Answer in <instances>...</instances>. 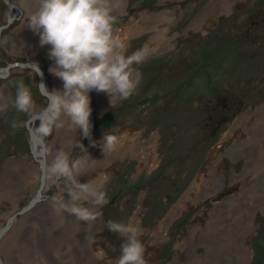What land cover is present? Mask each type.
I'll use <instances>...</instances> for the list:
<instances>
[{"label":"rangeland","instance_id":"1","mask_svg":"<svg viewBox=\"0 0 264 264\" xmlns=\"http://www.w3.org/2000/svg\"><path fill=\"white\" fill-rule=\"evenodd\" d=\"M9 1L19 9L11 7L15 15L0 29V66L15 61L37 62L44 66V85L49 90H62V81L49 72L54 62L48 59L47 46L41 47L39 36L23 28L33 0H25L23 10L19 6L20 0ZM250 1L125 0L117 27L128 44V54L145 44L154 52L144 64L137 66L141 83L130 98L118 99L111 106L106 93H89L92 140L96 144L83 138L80 130L76 131L75 138L82 141L92 158L100 162L105 157L109 163L105 174L108 177L105 187L109 203L101 209L102 215L91 229V239L95 243L84 244L82 248L75 245L78 251L74 248L73 252L68 245L70 241H63V238H60L61 242L67 243L61 244L63 253L56 247H46V227L57 224L61 217L66 216L57 215L52 208L51 197L55 189L49 191L44 183L41 191L46 197L33 208L19 212L36 194L35 188L40 182V162L31 151L28 140L29 128L25 120L30 115L11 108L0 114V226L10 214H14L10 227L0 237V259L4 264L15 261V264H106L105 261H94L92 253L97 248H103L108 258L114 260L119 256L123 243L122 238L108 230L107 222H128L129 219L138 222L142 229L140 238L147 247L145 258L148 264H205L212 257H219L214 249H222L223 245L230 253L223 260L227 262L225 264H264V195L251 210L245 208L249 226L243 232L236 223L234 225L232 216L224 217L221 206V202L225 203L233 197V185L239 182L230 184L232 174L245 167L246 158L241 145L249 147L255 143L241 138L247 135L241 132L242 128L253 126L260 131L254 153L264 146L263 120L250 124L256 112L257 117H264V88L239 87L245 77L250 78L247 87L253 85L254 78L260 77L264 70L263 43L259 50L262 58H257L254 65L247 59L251 70L247 65L245 71L240 70L242 58L238 31L242 22L248 24L250 15L254 14L256 7L259 8L256 6L259 0ZM243 10H246L244 18ZM7 11V2L0 0V25L6 24ZM163 14L170 17L165 24L157 19ZM263 28L264 25L259 23L248 24L247 27L252 33ZM157 29L166 37L168 44L164 45V39L161 42L166 48H158L156 45L160 41L152 40ZM7 71H10L7 77L0 76V87L6 86L4 94L14 97V82L23 79L32 89L38 109L47 103L46 94L39 90V76L35 68L17 64L9 66ZM203 85H216L218 88H203ZM224 85L233 88H222ZM218 94L228 97V107L217 101ZM246 108L249 110L243 112ZM13 122L15 128L12 127ZM38 122L37 117L34 126ZM113 129L120 137L119 148L113 154L103 156L100 142L104 133ZM73 136V132L62 130L54 133L48 143L60 146ZM239 139L242 141L237 144ZM219 142L218 155L213 157L217 153L214 147ZM233 143L238 150L237 154L234 153L235 157L227 152ZM39 151L37 146V156L41 155ZM79 151L78 148L73 149V154ZM150 152L155 156L149 157ZM221 160L224 165H214ZM105 164H96L95 172L81 179L99 175ZM211 164L218 168L215 170L220 174L221 185L211 194L196 196L199 191L190 187L202 172V167H211ZM249 173L245 182L252 179V173ZM261 186L263 194L264 182ZM255 192L259 193L258 186ZM186 193L190 197L170 220L172 211ZM214 220L215 224H212ZM19 233L28 244L24 241L20 243L21 253L17 252L18 247H12ZM240 247L245 249L246 257L237 263L232 253L240 258ZM9 248L13 251L9 252ZM65 253L73 258L66 257Z\"/></svg>","mask_w":264,"mask_h":264},{"label":"clouds","instance_id":"2","mask_svg":"<svg viewBox=\"0 0 264 264\" xmlns=\"http://www.w3.org/2000/svg\"><path fill=\"white\" fill-rule=\"evenodd\" d=\"M23 10L25 0H20ZM125 0H33L24 18L26 27L39 36L41 47L47 46L48 59L53 61L50 74L63 83L62 90L46 91V106L38 109L32 89L23 79L14 82L15 96L0 92V114L10 108L18 113H39L34 131L42 143L43 163L39 176L49 191L54 212L74 217L77 222L91 226L108 205L107 175L101 173L89 179L95 172L97 159L90 156L81 140L75 138L77 130L93 145L92 108L89 93H106L110 104L130 98L141 83L137 66L153 55L147 44L128 54V44L119 28ZM12 127L16 124L13 122ZM62 130L74 136L60 146L48 143V139ZM115 129L105 132L100 142L103 156L116 152L120 137ZM79 149L74 155L73 149ZM107 228L122 238L120 254L108 258L103 248H97L92 256L106 264H148L146 245L141 240L142 229L138 222L109 220ZM89 245L95 243L87 235Z\"/></svg>","mask_w":264,"mask_h":264},{"label":"bare ground","instance_id":"3","mask_svg":"<svg viewBox=\"0 0 264 264\" xmlns=\"http://www.w3.org/2000/svg\"><path fill=\"white\" fill-rule=\"evenodd\" d=\"M157 19L159 21L164 22V24H165L166 22L169 21L170 17L168 15H166V14H163V15H160V17H158ZM157 30H158V32L155 35L152 36V40L156 41V42L160 41V42L157 43L158 45H156V46H158V48H166V46H164V45L168 44V42H166V37L162 33L161 30H159V29H157ZM119 32H120V34L122 33L121 31H119ZM160 39H162V40H160ZM163 39L165 40L164 41V45H161V42L163 41ZM154 48H156V47H154ZM4 90H6L4 87H0V92H4ZM102 107H100V108H102ZM242 150H243L242 153L245 155V158H246L245 167H247V168H246V170L244 172H242V169H241V170H239V172L235 171L232 174L230 184L232 182H236V181H239V182L237 184L235 183V185H233V188H232L233 197H230L225 203L221 202V206L224 209L225 215L222 212H220V213H222L224 215V217L225 216H228V217L232 216L234 225L236 223L237 224V228L239 230H241V232L245 231V229L249 226L247 224V222H248L247 218L248 217L245 216V213H246L245 208L248 207L249 210H251V207L253 205H255V203H257V201L261 200V197H263V195H264V193L262 194V188L263 187L261 186L262 183L264 182V178H263L264 167L261 166L262 168H260V166H258L257 169L256 168H251L252 166L256 165L253 162L256 159V155H255V153L253 151L256 150V149L251 148L249 150V149L242 148ZM239 151H241V150H239ZM244 151H246V152H244ZM39 152H41V151H39ZM237 152L238 151H234V153H236V154H237ZM234 153H233V156L235 157L236 154H234ZM257 153H259V152H257ZM214 157H216V155ZM250 159H252L253 163H251ZM256 161H260V160H256ZM102 163H106L105 166L109 165V163L106 161L105 157H102L100 159V162L99 161L96 162V164H99V165H101ZM223 163L224 162H222L221 164H223ZM107 167L108 166H106L103 169H101L99 171V174H101V173L106 174V168ZM215 168L218 169L214 165H212L211 167H204L202 172L198 175L195 183L193 185H191L190 188L193 191L194 190L195 191L196 190L199 191L196 194V196L197 195L202 196V195L211 194L213 190H215L218 187H220V185H221V182H220L221 180H220V177H219L220 174H219V172H216ZM249 172L252 173V179L249 182H245V180H246L245 176ZM239 178H241V179L239 180ZM224 181L226 182L225 179H224ZM44 183H43V186H44ZM43 186H42V188H43ZM257 186H258V189H259V193L255 194L256 193L255 192V188ZM210 187H212V189ZM259 187H261V188H259ZM37 188H38V186L35 188V192H37ZM42 188L40 189V193H41L40 197L35 199V200H33L32 204H31V199L35 196V194H34V196L25 205L24 212L29 210V209H31V208H33L43 197H46V195L43 194L42 191H41ZM187 194L188 193L185 194V197L182 198V200L180 201V204L178 206H176V208L172 211V213L170 215V220H171V217L173 216L174 212H176L180 207L182 208V206L185 205L186 198L188 196L190 197V195H187ZM253 196H255V198H254V199H256L255 201L253 199ZM251 202H252V205L250 206ZM39 206L37 208H39ZM230 211H231L232 214L229 215ZM235 214H237V216H233ZM64 215L67 216V214H64ZM66 216L61 217L60 221L58 220L57 224L48 225V227H46L47 228L46 232L48 234V236H47L48 242L46 244L47 248H48V246L50 248H51V246H53V247H56L55 249H58V250H60L62 252L63 247L61 246V244L64 243L63 241H68V242L70 241V244H68V245L71 248V250H73V252H74L75 249L77 250L75 245H78L79 247L82 248L84 246V244L89 243V241L85 238V236L87 235L88 237H91V232H92L91 229L94 227L95 223L92 224L91 226H88V225L84 224L83 222H77L74 217H69L68 218ZM214 222H215V220L212 222V224H215ZM164 223H168V221L167 222L165 221ZM82 224H83V226H82ZM42 236H44V234ZM40 238H41V234H40ZM60 238H63L62 242H61ZM24 239L25 238L21 235V233H19V234H17L15 236V238H14V240L12 242L13 243L12 247H14V248L18 247L19 251H17V252H19V253H21V251H22V247H20L21 246L20 243H22L24 241ZM79 239H81L80 242H79ZM217 242H219V241H217ZM25 243L28 246L27 240H26ZM64 244L67 245V243H64ZM234 246H236V245H234ZM224 248H225V245H223L222 249L220 247L217 248V249H214V251L216 252L217 255H219V257H212L211 259H209L207 261L208 263H205V264H225V263H227V262H223V260L226 259V256H228L230 253H229V251L228 252L225 251ZM236 249L237 248H235V250ZM8 251L12 252L13 250L11 248H9ZM77 254H78V252H77ZM21 255H19V256H21ZM65 255H66V257H72L73 258L72 255H69L67 253H65ZM232 255H233L232 257H234V259H236L235 261L237 263H239V262L241 263V261H243V257H246V256H244L245 255V249L243 247H240V258H239V256H237V255H235L233 253H232ZM63 257H64V254H63ZM89 261L93 262L92 259H89ZM94 261H96V260H94ZM16 262L17 261H15L13 264H15ZM93 263L95 264L96 262H93ZM2 264H4V261H2Z\"/></svg>","mask_w":264,"mask_h":264},{"label":"flooded vegetation","instance_id":"4","mask_svg":"<svg viewBox=\"0 0 264 264\" xmlns=\"http://www.w3.org/2000/svg\"><path fill=\"white\" fill-rule=\"evenodd\" d=\"M250 2L252 3V2H254V0H251ZM256 6H259V8L256 7L255 8L256 11L254 12V14L250 15L248 24H252L253 23L254 25H257L259 23L260 25H264V0H259L258 1V5H256ZM7 13H8V11H7ZM8 15H9V13L7 14V16ZM245 15H246V10H243L242 11V18H244ZM248 24L245 23V21H243L242 24H241V28L238 31L239 34H240V38H239V50L240 51L239 52H240V55H241V58H242V62H241L242 69H240L241 71H245L247 69L246 65L249 67V69L251 68V65L246 61L247 59L250 60V61H253L252 65H254V62L256 61L257 58H260V57L262 58V56L260 55L261 51L259 52V50L261 48L260 44H262V43L264 44V28H263V30H261L259 32H253L252 33V30L249 31L247 29ZM262 54H264V48L262 50ZM9 72L7 73V75L5 77H7L9 75ZM45 78H46V76H45ZM254 79L255 80H254L253 85L247 87L248 80H250V78H248V77L243 78L241 80V82H240V84L243 83V85H241L239 87L240 88H264V70H263V74L260 77H256ZM178 86H175V88H177ZM179 87L185 88V86H183V87L179 86ZM192 88H202V86H192ZM203 88H218V86H216V85H211V86L210 85H203ZM222 88H233V87L231 85H224ZM208 94H209V97H210V95H211L210 91L208 92ZM216 99H217V101L221 102L224 107H228L229 106L228 105V102H229L228 100L229 99H228V97L226 95L218 94L216 96ZM247 110H249V109L246 108V110H244L243 112H245V111L247 112ZM257 111H259V110H257ZM257 113L258 112H256L255 117L250 120V124H258L259 121H261V120H263V123H264V117H260V116L257 117ZM240 115H242V114L240 113ZM252 117H253V115H252ZM236 123H238V122L236 121ZM257 129H258V127H257ZM241 132H243L244 134L246 132V134L248 135V136L244 135L243 137H241L242 139H246V141H248L249 143H254L255 142L252 146H249L250 148L246 147L244 145H241V147L244 148V149H251V148L256 149L258 147V142H259V137L258 136L260 134V131L256 130L255 127L251 126L248 129L242 128ZM227 133L228 132H226V134ZM237 138H239V135H237ZM241 141L242 140L239 139L237 144L241 143ZM220 147H221V143L220 142L218 144H216L215 147H214V150L217 152L216 156L218 155V149ZM154 150H155V147H154ZM234 151H238V150H237V147L235 146V144L233 143L228 148L227 152H228V154L230 153V155L233 156ZM263 151H264V146L260 149L259 153H257V154L255 153L256 159L253 162L256 165L252 166L251 168H256L257 169L258 166H260V168L264 167V152ZM154 153H155V151H154ZM154 153L150 152L148 154V156L149 157H154L155 156ZM212 156L214 157L215 155H212ZM219 156H220V154H219ZM142 160L144 162V159H142ZM256 160H260V161H256ZM222 162H223V160H221L219 162H216L214 165L215 166L216 165H220ZM253 162L251 161V163H253ZM244 164H246V162ZM223 165H224V163H223ZM202 168H204V167H202ZM246 168L247 167L243 168L242 172H244L246 170Z\"/></svg>","mask_w":264,"mask_h":264},{"label":"water","instance_id":"5","mask_svg":"<svg viewBox=\"0 0 264 264\" xmlns=\"http://www.w3.org/2000/svg\"><path fill=\"white\" fill-rule=\"evenodd\" d=\"M9 6V15H8V19H7V22L6 24H3V25H0V29L4 26L7 25L8 22H10V20L13 18V16L15 15V13L12 12L11 10V7H15L16 9L19 7H17V5H15L14 3H12L11 1L9 0H5ZM18 11V10H17ZM20 65V66H27V67H32V68H35V70H37L38 72V76H39V90L43 93V94H47L44 87V81H45V74L43 72L44 70V66L41 65V64H38L37 62H21V61H15L13 63H10L9 65L7 66H0V76L1 77H4L7 75V73L9 71H7V68L9 66H12V65ZM1 85H4V84H1ZM4 87L6 88V86L4 85ZM47 104V103H46ZM46 104L41 108V110L46 106ZM39 118V113H34V114H31L28 118H26L25 120V123L28 125V128H29V137H28V140H29V143H30V149L31 151L33 152V154L37 157V159L39 160L40 162V166H41V163H43V156H42V143L41 141L37 138L36 134H35V127L34 126V120L35 118ZM37 145L40 147V151H41V155L40 156H37V153H36V148H37ZM43 179L40 177V182H39V185H38V188H37V192L35 194V196L31 199V204L33 202V200L37 199L40 197L41 193H40V189L42 188L43 186ZM24 208L25 206H23L19 212H22L24 211ZM13 217H14V214H10L8 216V218L6 219V221L0 226V237L3 235V233L10 227L12 221H13ZM0 264H2V261L0 259Z\"/></svg>","mask_w":264,"mask_h":264}]
</instances>
